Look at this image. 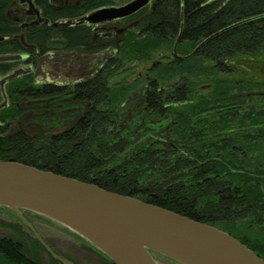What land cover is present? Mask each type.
<instances>
[{"label": "trees", "instance_id": "obj_1", "mask_svg": "<svg viewBox=\"0 0 264 264\" xmlns=\"http://www.w3.org/2000/svg\"><path fill=\"white\" fill-rule=\"evenodd\" d=\"M3 5L0 34L11 29ZM152 18L148 29L158 38L156 44L149 39V45H142L143 59L171 47L179 32V56L203 44L187 60L175 58L153 71V83L142 92L157 95L156 105L141 106V117L130 118L127 130L133 131L119 136L120 142L133 143L132 148H83L72 144L71 135L68 140L46 141L12 134L6 122L19 113L12 104L0 111V161L94 184L231 236L237 226L243 240L250 237V243L262 248L264 164H258L256 155L250 160V149L263 153L264 159V129L259 131L264 113L259 105H243V100L247 94L256 95L253 88L264 89V0H157ZM5 72L0 68V75ZM202 78L212 83L207 99L193 97L196 81ZM6 89L15 97L17 92L25 94L28 84L19 78ZM129 92L115 86L110 93ZM166 101L171 103L168 115L161 113ZM260 142L262 147H256ZM19 238L0 239V264H47L39 257L46 251L35 238ZM250 250L256 252L251 245ZM48 258L49 264H60Z\"/></svg>", "mask_w": 264, "mask_h": 264}, {"label": "flooded vegetation", "instance_id": "obj_2", "mask_svg": "<svg viewBox=\"0 0 264 264\" xmlns=\"http://www.w3.org/2000/svg\"><path fill=\"white\" fill-rule=\"evenodd\" d=\"M31 1L33 8L19 0H0L11 27L0 34V56H19L0 63L6 71L0 79L18 69L30 70L19 77L28 84L25 94L17 92L14 97L7 91L12 80L5 85L6 105L0 111L9 110L12 104L19 111L14 120L6 122L12 134L22 132L46 141L68 140L71 135L72 144L83 148H132L133 143L120 142L119 136L133 131V127L127 130L132 124L130 118L141 117V106L156 105L159 97L142 91L153 83L155 69L175 59L176 39L169 50L152 51L150 58L142 56L144 43L149 39L152 44L157 42L158 33L148 29L157 0H150L131 15L113 19L92 13L120 8L133 0ZM134 71L136 75L127 78ZM115 86L129 88L130 92L111 95ZM1 104L4 101L0 95ZM170 105L168 101L161 103V113L168 115ZM86 135L91 136L86 140ZM232 229L233 238L249 250L250 245L255 247L256 252L251 251L264 260V246H254L250 237L243 240L239 227ZM82 253L98 264L101 259L111 264L91 247Z\"/></svg>", "mask_w": 264, "mask_h": 264}, {"label": "water", "instance_id": "obj_3", "mask_svg": "<svg viewBox=\"0 0 264 264\" xmlns=\"http://www.w3.org/2000/svg\"><path fill=\"white\" fill-rule=\"evenodd\" d=\"M33 8L31 0H19ZM150 0H133L120 8L92 13L118 18L133 14ZM216 1V0H210ZM187 60L202 46L199 44ZM19 56H0V63ZM30 70L18 69L0 79V95L6 105L5 85ZM0 210L17 217L46 253L60 264H73L53 251L28 218L50 223L88 247L111 264H264L246 246L214 226L193 221L136 198L116 194L69 177L17 162L0 161Z\"/></svg>", "mask_w": 264, "mask_h": 264}, {"label": "rangeland", "instance_id": "obj_4", "mask_svg": "<svg viewBox=\"0 0 264 264\" xmlns=\"http://www.w3.org/2000/svg\"><path fill=\"white\" fill-rule=\"evenodd\" d=\"M171 47L168 46V50ZM166 49V48H165ZM134 75H136V71H134L133 73H130L127 78H131V76L133 77ZM152 77H155V74H151ZM196 85L194 86V98H197L198 96L204 97V99H207L211 94H212V90L208 89V85L212 84L208 81V79L202 78V79H198L196 81ZM210 88V87H209ZM252 90L253 92H256V95L253 94H247L245 97H247L246 99H244L243 101L246 102L243 105L247 104L249 106V104H255V105H259L258 107H260L258 109V111H262L264 113V93H260L263 90L261 89H255ZM233 94L235 95L236 93L233 92ZM250 95V96H249ZM249 96V97H248ZM242 97V96H241ZM226 103L228 104H233V101H227ZM259 121L260 123L264 124V115L262 114V116L260 115L259 117ZM263 121V122H262ZM230 125H236V123H231ZM259 127V126H258ZM262 129H264V127H260L259 131H261ZM254 132H252L250 130V147L252 145L253 140L251 139V135H253ZM256 147L260 148L262 147V142H260L259 144H255ZM255 151H257L256 149H250V160L253 162V157L256 155L259 157L258 160V164H264V159H262V155L263 153H255ZM255 153V154H254ZM255 164V163H252ZM33 220V221H32ZM30 219L28 218V221L35 226V229L38 231V233L40 234V236L47 242L49 243V245L55 249V251L61 255L64 259L70 261L73 264H98L95 260L92 259H88L89 257H86L84 255V253H82L83 251L86 252V248L87 246L83 243H81L80 241H78L77 239L71 237L70 235H68L66 232H64L63 230H60L58 227L41 221V220H37V219ZM19 236H23L26 237L27 239H32L34 238L33 234L28 230V228L21 222L17 221L15 219V217L10 214L9 212H5L0 210V239L2 238H7V237H13L16 239H21L19 238ZM49 246V247H50ZM73 247V248H72ZM39 257L41 259L42 262L49 264V258L48 256L44 253V252H40L39 253ZM158 262L160 264H173L172 262L166 261L164 259H158ZM100 264H105L106 261L105 259H101L100 260Z\"/></svg>", "mask_w": 264, "mask_h": 264}]
</instances>
